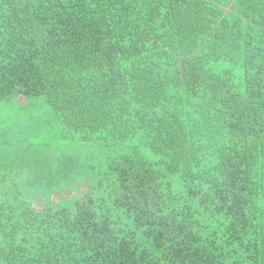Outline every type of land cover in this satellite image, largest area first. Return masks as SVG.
<instances>
[{"label":"trees","instance_id":"1","mask_svg":"<svg viewBox=\"0 0 264 264\" xmlns=\"http://www.w3.org/2000/svg\"><path fill=\"white\" fill-rule=\"evenodd\" d=\"M0 264H264V0H0Z\"/></svg>","mask_w":264,"mask_h":264},{"label":"rangeland","instance_id":"2","mask_svg":"<svg viewBox=\"0 0 264 264\" xmlns=\"http://www.w3.org/2000/svg\"><path fill=\"white\" fill-rule=\"evenodd\" d=\"M21 101V100H20ZM22 102V101H21ZM86 189V186L85 185H83V186H81L78 190V192H81V193H83L84 192V190ZM79 195H81V194H79ZM78 195V196H79ZM52 199H53V201H58V202H60V203H63V204H65L66 202H68V200H67V198L65 197V196H63V197H61V196H57L56 197V195L54 194V195H52ZM39 205H40V200H37L36 201V203H35V207L36 208H38L39 207Z\"/></svg>","mask_w":264,"mask_h":264}]
</instances>
